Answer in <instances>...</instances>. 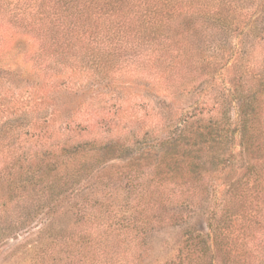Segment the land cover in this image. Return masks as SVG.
<instances>
[{"label": "trees", "instance_id": "16d2710c", "mask_svg": "<svg viewBox=\"0 0 264 264\" xmlns=\"http://www.w3.org/2000/svg\"><path fill=\"white\" fill-rule=\"evenodd\" d=\"M0 25L36 85L125 69L176 95L211 91L164 139L74 145L41 135V112L0 122V238L41 216L50 233L33 264H145L156 234L181 229L163 264H264V0H0ZM30 135L41 144L30 147ZM115 150L152 164L99 180L100 195L69 189ZM130 175L132 207L118 219L107 198Z\"/></svg>", "mask_w": 264, "mask_h": 264}, {"label": "rangeland", "instance_id": "374dc122", "mask_svg": "<svg viewBox=\"0 0 264 264\" xmlns=\"http://www.w3.org/2000/svg\"><path fill=\"white\" fill-rule=\"evenodd\" d=\"M3 27L0 25V34ZM250 41L251 37H246L245 45ZM26 59L27 57L18 58V55L10 53V48L3 47L0 36V122H6L12 114L22 111L41 112L45 118L38 125H46L41 135L47 133L60 140L70 138L74 145L94 144V141L107 143L115 139L131 142L145 137L146 134L164 139L180 113L210 98L211 91L208 89L191 95H176L163 90L162 85H155L149 77L125 69L107 75L94 69L80 70L72 77L71 83H53L47 77H42L36 85L32 80L36 79L33 75L20 76ZM229 112L234 117L237 105L231 104ZM34 122L35 118L32 120ZM67 134L71 137H66ZM31 135L27 140L29 146L40 145L42 141ZM35 135H39V131ZM130 155L131 153L120 154L115 150L101 156L99 160L93 159L87 165L88 171L82 179L72 183L69 189L83 191L97 188L94 193L100 195L102 185L99 180L108 182L118 179L120 175L123 177L128 174L137 164L141 168L152 164L153 158L148 153ZM136 177L125 176L122 182L117 183L116 189H112V195H108L107 201L113 203V213L117 214L118 219L127 216L132 207V201L126 202L124 199L129 195L134 197L129 192L138 183ZM25 214L19 212L16 218L22 220ZM45 222L40 216L30 222L29 228L25 227L15 236L1 237L0 264H33V248L45 243V237L50 233L44 226ZM68 222L66 220L57 223V227H64ZM199 226L201 231H207L204 220L201 219ZM181 241V229L159 232L151 241L150 255L146 257L145 264H163L176 254Z\"/></svg>", "mask_w": 264, "mask_h": 264}]
</instances>
